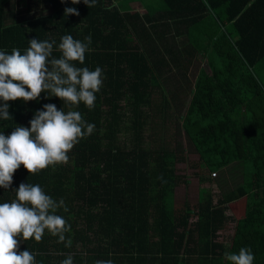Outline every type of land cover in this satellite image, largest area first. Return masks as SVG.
I'll return each instance as SVG.
<instances>
[{
	"label": "trees",
	"instance_id": "1",
	"mask_svg": "<svg viewBox=\"0 0 264 264\" xmlns=\"http://www.w3.org/2000/svg\"><path fill=\"white\" fill-rule=\"evenodd\" d=\"M132 2H143L145 11L131 10ZM161 3L157 10L141 0H95L91 8L83 0H0V51L23 55L37 38L55 41L49 59L61 58L63 36L85 44L90 36L84 63H73L102 69L92 109L43 92L37 100L9 101L12 118L0 119V133L10 135L15 127L30 128L45 104H55L95 125L67 163L35 175L21 165L11 188L0 187V203L14 200L23 182L40 185L68 209L55 213L70 225L63 243L47 229L39 242L20 239L19 250H29L36 264H61L69 255L73 264H231L225 253L241 248L251 250L253 264H264V0ZM66 8L80 15L66 16ZM199 56L211 74L201 69L195 82L186 78L187 99L174 90ZM176 111L186 112L176 119ZM173 120L175 146L166 133ZM147 121L150 149L144 146ZM183 135L216 175L242 162L243 183L216 200L209 194L197 208L185 201L179 212L176 168L189 148L180 142ZM209 181L216 183L212 176ZM241 198L244 215L227 246L219 232L228 204Z\"/></svg>",
	"mask_w": 264,
	"mask_h": 264
},
{
	"label": "clouds",
	"instance_id": "2",
	"mask_svg": "<svg viewBox=\"0 0 264 264\" xmlns=\"http://www.w3.org/2000/svg\"><path fill=\"white\" fill-rule=\"evenodd\" d=\"M65 2V0H61ZM81 0H71L79 4ZM89 8L95 0H83ZM65 15L79 16L75 8H66ZM87 44L75 40L71 35L61 38V58H52L55 41L30 40L25 54L13 49L11 54L0 51V119L9 120V101L24 102L37 100L41 93L50 92L64 103L78 106L83 102L89 109L94 107L95 93L102 86V69L94 71L79 68L73 62L85 61ZM94 124H87L79 111L58 110L55 104H45L30 121V128L15 127L10 135L0 133V187L10 189L13 175L21 165L32 175L60 163L68 162V153L74 145L94 131ZM216 176V174L214 175ZM15 199L0 203V264H36L29 250L20 251V239L34 238L41 241L45 230L65 241L70 225L57 209L64 207V201L53 200L45 194L40 185L21 183L14 190ZM71 246V240L67 241ZM231 264H253L254 255L248 248H241L238 254L225 253ZM61 264H73L69 255ZM96 264H113L111 260H100Z\"/></svg>",
	"mask_w": 264,
	"mask_h": 264
},
{
	"label": "rangeland",
	"instance_id": "3",
	"mask_svg": "<svg viewBox=\"0 0 264 264\" xmlns=\"http://www.w3.org/2000/svg\"><path fill=\"white\" fill-rule=\"evenodd\" d=\"M145 2V6H150V8H155L157 10H162L163 5L161 0H141ZM148 1V2H147ZM133 3V2H132ZM141 3V2H140ZM143 3V2H142ZM129 6L136 8L135 5L131 3ZM140 8L145 11V7L138 4ZM201 64L205 69H209L208 62L205 58L199 56L193 61L192 71L193 74L196 70V66ZM193 77V75H192ZM157 101L161 100L160 93L156 94ZM189 96H187V99ZM172 110L171 108L169 111ZM176 119H178L176 117ZM151 121H147V126L144 128V146L146 148H151L153 142L151 141L152 128L150 127ZM176 121L173 120L172 124L168 125L167 134L170 137L172 146L176 145L178 136L175 135ZM173 133V134H172ZM180 142L184 146H188V150L183 153L185 155L186 163L182 161L177 162V173L181 176L176 187V203L178 206V211L181 212L184 207V202L188 201L189 204L195 208L198 206V201L203 202L208 199L209 194L213 195L216 200L218 197L228 193L232 189L237 188L243 183V167L242 162L234 164L227 171L218 172L216 176L209 170L203 160L199 158V155L188 145V139L185 135L180 138ZM215 179L216 183H211L209 177ZM245 199L241 198L230 204H228L227 215L229 217L226 226L219 233L220 240H222L225 245L229 246L232 241V235L235 230L236 221L244 215ZM195 219V218H193ZM191 219V220H193Z\"/></svg>",
	"mask_w": 264,
	"mask_h": 264
},
{
	"label": "crops",
	"instance_id": "4",
	"mask_svg": "<svg viewBox=\"0 0 264 264\" xmlns=\"http://www.w3.org/2000/svg\"><path fill=\"white\" fill-rule=\"evenodd\" d=\"M132 5H135V7L136 8H133L132 6H130V8H131V10H139V11H142L143 9L142 8H140L139 6H138V4H140V2H133V3H131ZM141 5L143 6V4L141 3ZM192 66H193V64L191 63V64H189L188 66H187V68H188V70H187V72H185V74L183 75V77H185L184 78V80H183V82H184V84L183 85H178L177 87H176V89L174 90V92H176L177 94H179L180 96H182V97H185V98H187V96H189V99H190V97H191V94H192V91H189V89H187L186 88V86H187V84H186V82H187V79H189L190 80V82L191 81H196L197 79V74L199 73V70H201V69H205V68H203L202 66H201V64H199L198 63V65L196 66V70H195V72L193 73V74H191V71H192ZM209 67V66H208ZM206 71H207V73L208 74H211V70H210V68L207 70V69H205ZM192 75H193V77H192ZM187 78V79H186ZM176 79V78H175ZM190 82L188 83V85H190ZM182 86L184 87V88H182ZM185 109V108H184ZM177 112V116L176 117H178L180 114H185V112L186 111H176ZM188 144H190L189 142H188ZM187 161H182V163H186ZM175 197H176V193H175ZM221 232V231H220ZM219 232V233H220Z\"/></svg>",
	"mask_w": 264,
	"mask_h": 264
},
{
	"label": "built area",
	"instance_id": "5",
	"mask_svg": "<svg viewBox=\"0 0 264 264\" xmlns=\"http://www.w3.org/2000/svg\"><path fill=\"white\" fill-rule=\"evenodd\" d=\"M214 175L216 174V173H213Z\"/></svg>",
	"mask_w": 264,
	"mask_h": 264
}]
</instances>
